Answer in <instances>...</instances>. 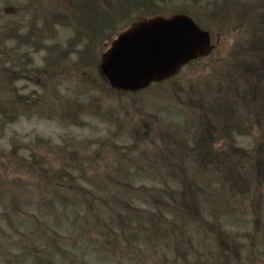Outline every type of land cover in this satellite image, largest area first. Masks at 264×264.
Segmentation results:
<instances>
[{
    "label": "rangeland",
    "instance_id": "374dc122",
    "mask_svg": "<svg viewBox=\"0 0 264 264\" xmlns=\"http://www.w3.org/2000/svg\"><path fill=\"white\" fill-rule=\"evenodd\" d=\"M153 6L186 8L214 48L136 92L100 72L123 29L72 51L73 28L96 38ZM261 14L264 0H0V111L14 88L28 99L0 129V264H264ZM34 28L45 50L19 44ZM203 123L228 160L200 161Z\"/></svg>",
    "mask_w": 264,
    "mask_h": 264
},
{
    "label": "water",
    "instance_id": "95a60500",
    "mask_svg": "<svg viewBox=\"0 0 264 264\" xmlns=\"http://www.w3.org/2000/svg\"><path fill=\"white\" fill-rule=\"evenodd\" d=\"M214 48L208 30L186 13L139 18L102 53L100 72L115 90L136 92L176 75Z\"/></svg>",
    "mask_w": 264,
    "mask_h": 264
},
{
    "label": "trees",
    "instance_id": "16d2710c",
    "mask_svg": "<svg viewBox=\"0 0 264 264\" xmlns=\"http://www.w3.org/2000/svg\"><path fill=\"white\" fill-rule=\"evenodd\" d=\"M108 3H110V1ZM154 6H156V4H154ZM154 6L151 7V11L149 9H146L145 12H142V13H139L138 15H136L135 18L146 17V16L148 17V16H154L156 14H160L161 11L159 12V8L158 7H154ZM74 8H75V11L73 12V17H72L73 19H71V20L73 21V23H75V25H77L76 21L79 18L77 17V15L75 13L81 11L82 7L79 4H76ZM120 11H122V13H123V15H122L123 19H125V20L129 19L130 15H129L128 12L125 13V11L119 9L118 13ZM82 12H84V11L82 10ZM177 12H182V13H186L187 14L189 11L186 8H181V9L173 10L172 14L177 13ZM261 15H262V17H260V21L263 18V14H261ZM119 17L120 16L116 17L114 19V22H112V25H109V29H110V33L109 34L105 33L106 29H104V30L100 29V30H98L100 32V35L98 37L96 36V38L94 36H91V37H88L87 39H85V36H87L89 34V33L86 32L87 30L79 31L78 27L77 28H73L74 29V36H73L74 39H73V41L71 43V47H74V48H72V51L75 49V47L79 48V47L84 46L83 43L86 42L85 45H87V47L85 49L77 50L78 51L77 55H78L79 58H82V54H84L85 51L88 52V50L91 49V48L95 49L96 45H99L98 46V52H97V53H99V51L102 48L103 42H105L106 40L109 39V37L114 35L115 31L122 30V29H124L127 26L128 23H126L125 25H122V24L120 25L119 24V22L122 21L120 19L121 17L120 18ZM263 19H262V22H263ZM72 21H70V22H72ZM70 22L63 23V24H65V25L66 24H70ZM262 22H260L261 26H262ZM60 23H62V22L60 21ZM71 26H73V25H71ZM34 29L37 30L36 28H34ZM88 30H89V27H88ZM89 31H91V30H89ZM46 39H47V37H44L43 34L38 32V30H37V32L36 31L32 32V30H29V31H27V32L22 34V36L19 39V44H21V46L22 45H26V46H29L31 48L32 47H35V48L39 47L38 49L45 50L46 49L45 48L46 47L45 46V40ZM79 52H81V53H79ZM24 58L27 61L24 64L32 63V56L29 54V52L25 51ZM91 58H92V56H91ZM48 60L51 61V60H53V58L52 59L48 58ZM11 90H12V88H11ZM14 90H15V88L13 89V92H14V98L13 99L14 100L9 105L10 106L9 112L7 113V112L3 111V113H2L0 111V113H1L0 115H2L1 116L2 119H0V129H4L10 122H13L16 119V117H18L21 114V106H26L27 105L28 99L22 93L21 94L20 93L19 94L15 93ZM3 114H8L9 116L3 118ZM225 121H227V118H226ZM209 126H210L209 123H207V124L203 123V132L199 136V138L196 139V141H194V148H195V151H197V152L199 151L197 155L200 158V161L203 162V164H205L206 163L205 161L215 162V160H216V162H218L220 160H228L227 153L225 154L226 151L225 152H222V151L221 152H215L214 151V149H213L214 140H213V138H211V128ZM224 130H225V133H227L226 128ZM212 133L215 135V131H213Z\"/></svg>",
    "mask_w": 264,
    "mask_h": 264
}]
</instances>
